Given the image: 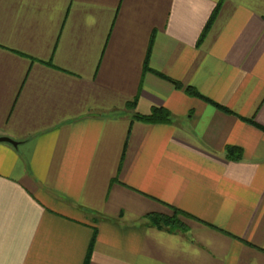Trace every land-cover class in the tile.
Returning <instances> with one entry per match:
<instances>
[{
	"label": "crops",
	"instance_id": "crops-1",
	"mask_svg": "<svg viewBox=\"0 0 264 264\" xmlns=\"http://www.w3.org/2000/svg\"><path fill=\"white\" fill-rule=\"evenodd\" d=\"M0 136V264H264V0H0Z\"/></svg>",
	"mask_w": 264,
	"mask_h": 264
},
{
	"label": "trees",
	"instance_id": "trees-1",
	"mask_svg": "<svg viewBox=\"0 0 264 264\" xmlns=\"http://www.w3.org/2000/svg\"><path fill=\"white\" fill-rule=\"evenodd\" d=\"M218 11V6L215 8V10L213 11L211 18L209 20L208 25L210 24V22L212 21V19L214 18V16L216 15ZM208 27V26H207ZM206 31V30H205ZM173 84L177 87L180 88L181 85L177 82L173 81ZM186 91L195 97H202L199 93H197L193 88L191 87H187ZM135 102V101H134ZM134 102H132L131 104L129 103V106H131L132 104H134ZM220 109L229 112L227 109H225L222 106H219ZM169 113L167 110L163 109V108H153L151 110V113L148 115H139L136 114L135 118L147 123H161V122H168L169 121ZM241 150L236 148V147H229L227 149V153H226V157L228 159H234V160H239L241 158ZM178 211L173 210V215L172 216H163V215H149L148 217L150 218V221L153 225L157 226V227H168L170 229L172 228H178V227H182L181 222L178 219Z\"/></svg>",
	"mask_w": 264,
	"mask_h": 264
},
{
	"label": "water",
	"instance_id": "water-1",
	"mask_svg": "<svg viewBox=\"0 0 264 264\" xmlns=\"http://www.w3.org/2000/svg\"><path fill=\"white\" fill-rule=\"evenodd\" d=\"M0 142H6V143H10L12 144L13 146H17L18 142L8 138V137H1L0 136Z\"/></svg>",
	"mask_w": 264,
	"mask_h": 264
}]
</instances>
